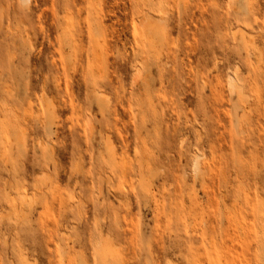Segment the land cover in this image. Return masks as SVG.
Returning <instances> with one entry per match:
<instances>
[{"label":"rangeland","instance_id":"obj_1","mask_svg":"<svg viewBox=\"0 0 264 264\" xmlns=\"http://www.w3.org/2000/svg\"><path fill=\"white\" fill-rule=\"evenodd\" d=\"M32 263L264 264V0H0V264Z\"/></svg>","mask_w":264,"mask_h":264},{"label":"bare ground","instance_id":"obj_2","mask_svg":"<svg viewBox=\"0 0 264 264\" xmlns=\"http://www.w3.org/2000/svg\"><path fill=\"white\" fill-rule=\"evenodd\" d=\"M22 2L24 3V4H28V3H30V0H22ZM233 6V5H232ZM153 17V16H152ZM148 18H150V13H148V12H145V14L143 15V18H141L140 19V23L143 21V20H145V19H148ZM148 21H149V19H148ZM163 22V20H160V23H162ZM163 24V23H162ZM148 25V22H146V26ZM145 26V25H144ZM141 27V26H140ZM236 33H237V30H236ZM236 33H234V35H233V38H234V36H235V34ZM248 34V33H247ZM237 35V34H236ZM236 38V37H235ZM234 38V39H235ZM250 38V37H249ZM252 40V39H251ZM261 59V58H260ZM259 59V60H260ZM232 78V77H231ZM230 83H229V86H230V90L232 91V93L233 92H236L235 91V88H236V85H235V81H234V79L232 78L230 81H229ZM245 96V95H244ZM201 141V140H200ZM40 145H41V143H40ZM43 147V146H42ZM200 157V156H199ZM199 160V159H198ZM197 160V161H198ZM196 169H197V167H198V165L196 164ZM198 168H200V167H198ZM196 171V170H195ZM198 172H200V171H198ZM114 196L113 197H115L116 198V200H118L119 202H122V200L119 198V196L117 195V193H114L113 194ZM25 200V199H24ZM117 201V202H118ZM118 202V203H119ZM128 206V204L126 205V207ZM34 262H36V261H34ZM33 264V263H32ZM36 264V263H35Z\"/></svg>","mask_w":264,"mask_h":264}]
</instances>
